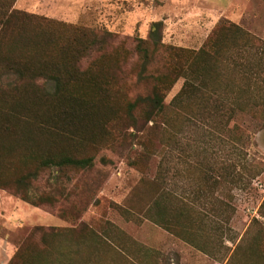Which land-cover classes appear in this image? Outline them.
Returning <instances> with one entry per match:
<instances>
[{
  "label": "rangeland",
  "instance_id": "obj_1",
  "mask_svg": "<svg viewBox=\"0 0 264 264\" xmlns=\"http://www.w3.org/2000/svg\"><path fill=\"white\" fill-rule=\"evenodd\" d=\"M13 8L109 31L113 45L124 41L130 50L136 38H149L158 21L164 44L190 50L199 49L224 20L264 41V0H15ZM228 76L237 85L236 73ZM260 76L251 83L249 98L243 97L250 99V108L235 113L238 129L229 135L202 120L187 122L168 105L183 84L180 77L164 100L172 124L148 135L149 144L134 143L121 156L108 153L109 164L98 162L74 175L61 205L34 206L1 190L0 264H8L30 234L35 246L41 231L72 223H83L94 235L78 245L73 257H59L54 264H72L70 259L73 264H264V254L254 250L264 233ZM14 79L5 74L2 82ZM234 94L216 97L229 100ZM218 168L227 169V176H220ZM46 176L35 183L40 190ZM60 206L65 211L75 206V220L60 218ZM55 244L68 248L74 242Z\"/></svg>",
  "mask_w": 264,
  "mask_h": 264
},
{
  "label": "trees",
  "instance_id": "obj_2",
  "mask_svg": "<svg viewBox=\"0 0 264 264\" xmlns=\"http://www.w3.org/2000/svg\"><path fill=\"white\" fill-rule=\"evenodd\" d=\"M14 2L0 0V189L34 206L61 205L74 175L109 164L108 153L121 156L134 143L149 144L148 135L170 126L164 100L180 77L168 105L187 122L202 120L229 135L238 129L235 113L250 108L243 97L251 95V83L264 75V41L231 21L218 22L197 50L164 44L158 21L132 51L124 41L113 45L109 31L17 10ZM5 74L14 81L3 83ZM219 92L235 94L222 100ZM218 170L227 176V169ZM43 175L40 190L35 183ZM75 208L56 212L74 221ZM82 224L41 231L35 246L30 234L8 264L73 257L94 235ZM261 237L254 250L264 254L263 231ZM62 239L74 244H55Z\"/></svg>",
  "mask_w": 264,
  "mask_h": 264
},
{
  "label": "crops",
  "instance_id": "obj_3",
  "mask_svg": "<svg viewBox=\"0 0 264 264\" xmlns=\"http://www.w3.org/2000/svg\"><path fill=\"white\" fill-rule=\"evenodd\" d=\"M2 189H0V191H1ZM2 191H4V190H2Z\"/></svg>",
  "mask_w": 264,
  "mask_h": 264
}]
</instances>
